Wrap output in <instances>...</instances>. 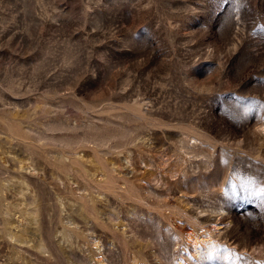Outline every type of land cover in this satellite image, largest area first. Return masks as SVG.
Listing matches in <instances>:
<instances>
[{
	"label": "rangeland",
	"instance_id": "rangeland-1",
	"mask_svg": "<svg viewBox=\"0 0 264 264\" xmlns=\"http://www.w3.org/2000/svg\"><path fill=\"white\" fill-rule=\"evenodd\" d=\"M0 264H264V0H0Z\"/></svg>",
	"mask_w": 264,
	"mask_h": 264
}]
</instances>
